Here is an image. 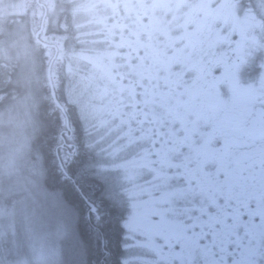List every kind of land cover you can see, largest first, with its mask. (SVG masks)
<instances>
[{
  "label": "snow or ice",
  "instance_id": "snow-or-ice-1",
  "mask_svg": "<svg viewBox=\"0 0 264 264\" xmlns=\"http://www.w3.org/2000/svg\"><path fill=\"white\" fill-rule=\"evenodd\" d=\"M0 106L36 133L0 179V264H104L68 225L82 182L105 260L115 211L119 264H264V0L0 2Z\"/></svg>",
  "mask_w": 264,
  "mask_h": 264
},
{
  "label": "rangeland",
  "instance_id": "rangeland-1",
  "mask_svg": "<svg viewBox=\"0 0 264 264\" xmlns=\"http://www.w3.org/2000/svg\"><path fill=\"white\" fill-rule=\"evenodd\" d=\"M2 3L9 4H23V0H0ZM9 15L13 16L17 23L23 25V21H18L20 18H25L23 8H10L8 9ZM31 20V18H30ZM30 24V21H29ZM94 29L84 28L82 32H92ZM79 35V34H78ZM98 36H87L81 35L80 39L85 43L83 45L84 48H91V41L96 40ZM77 51H80V46H77ZM81 65H87V61H81ZM90 67V65H89ZM38 113L33 115V119H37ZM12 120L11 125L9 126L8 122V114L6 113L5 108L0 110V179L5 181L10 178L7 175L6 165L9 159L10 154L23 143L25 138L30 136V132L33 131L31 125L28 123L29 116L28 111L24 107H20L19 109L13 111L11 113ZM30 146V140H29ZM31 158V154L27 151L22 152L19 155L17 160V164L21 169L24 168L25 161ZM14 179V178H13ZM68 225L75 229V225L73 223V218L70 216L68 218ZM76 230V229H75ZM20 258L15 251L9 252L4 248H0V259H6L8 261H13L15 259Z\"/></svg>",
  "mask_w": 264,
  "mask_h": 264
},
{
  "label": "trees",
  "instance_id": "trees-1",
  "mask_svg": "<svg viewBox=\"0 0 264 264\" xmlns=\"http://www.w3.org/2000/svg\"><path fill=\"white\" fill-rule=\"evenodd\" d=\"M28 11L29 10L24 9L23 15L26 16ZM2 109H4V107L0 106V110ZM37 119H39V115H37ZM49 132L54 141L55 134L57 132V129L55 128V126H52L49 129ZM29 140H30V147H31L34 145L35 140H36V133L34 131L30 132ZM90 187L94 188L90 183H87V182L79 183V188H81V190L83 191L87 189L89 192H92V189ZM68 188L71 193V198L73 202L75 203V205H78L79 203H81V201L79 200L78 194L73 190L72 186L69 185ZM82 210L83 209L79 208L78 212L82 213ZM89 225L91 224L87 225L83 217L80 216V224L78 226L77 231L82 234V237L86 239L89 247L93 250V256L91 257V260L92 261H104V264H119L118 253H119L120 240H119L118 234L120 235V230L117 226V222H116V219L114 218V215H112L111 218L106 217V222H105L104 236L106 239L107 246L111 250V255L107 257V260H105L104 254L100 250L102 247L100 240H98L96 236L93 234L92 226H89Z\"/></svg>",
  "mask_w": 264,
  "mask_h": 264
},
{
  "label": "flooded vegetation",
  "instance_id": "flooded-vegetation-1",
  "mask_svg": "<svg viewBox=\"0 0 264 264\" xmlns=\"http://www.w3.org/2000/svg\"><path fill=\"white\" fill-rule=\"evenodd\" d=\"M26 0H23V3H25ZM31 18V11L29 10L26 14V17L23 19L21 18V21H23V23H29ZM101 39V37H97L96 40ZM259 73V67L258 65L253 62L249 65L245 66V71L243 72V78L245 80L248 79H252L254 78L256 75H258ZM92 192H89L87 189H85L84 191L81 190V188L77 187V188H73V190L78 194L79 200L81 201V203H79L78 205H75L77 209L81 208L82 213H79V217L82 216L84 221L88 224H91L89 226H92L94 223L93 218L91 217L90 213H89V204L86 202V200L91 199V200H96L98 197V192L95 190V188H92ZM114 215V218L116 219V222L118 221V212L113 211L111 214H109L107 217L111 218V216ZM105 222H106V217H105ZM117 226L119 228V225L117 223ZM120 230V229H119ZM119 240H120V244H119V253H118V261H120V258L123 254V249L121 247V232L120 235L118 234Z\"/></svg>",
  "mask_w": 264,
  "mask_h": 264
}]
</instances>
